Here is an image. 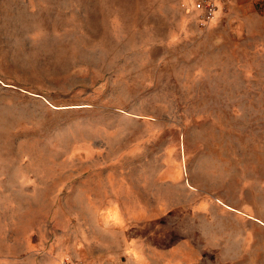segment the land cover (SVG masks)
<instances>
[{"label": "rangeland", "instance_id": "1", "mask_svg": "<svg viewBox=\"0 0 264 264\" xmlns=\"http://www.w3.org/2000/svg\"><path fill=\"white\" fill-rule=\"evenodd\" d=\"M0 0V264H264V0Z\"/></svg>", "mask_w": 264, "mask_h": 264}, {"label": "built area", "instance_id": "2", "mask_svg": "<svg viewBox=\"0 0 264 264\" xmlns=\"http://www.w3.org/2000/svg\"><path fill=\"white\" fill-rule=\"evenodd\" d=\"M192 7L197 11V21L200 25H204L213 15L215 9L222 0H191Z\"/></svg>", "mask_w": 264, "mask_h": 264}, {"label": "crops", "instance_id": "3", "mask_svg": "<svg viewBox=\"0 0 264 264\" xmlns=\"http://www.w3.org/2000/svg\"><path fill=\"white\" fill-rule=\"evenodd\" d=\"M220 5V4H219Z\"/></svg>", "mask_w": 264, "mask_h": 264}]
</instances>
